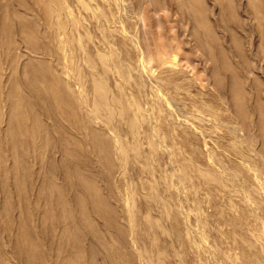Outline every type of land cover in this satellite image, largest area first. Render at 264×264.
Wrapping results in <instances>:
<instances>
[{
  "label": "rangeland",
  "instance_id": "1",
  "mask_svg": "<svg viewBox=\"0 0 264 264\" xmlns=\"http://www.w3.org/2000/svg\"><path fill=\"white\" fill-rule=\"evenodd\" d=\"M0 264H264V0H0Z\"/></svg>",
  "mask_w": 264,
  "mask_h": 264
},
{
  "label": "bare ground",
  "instance_id": "2",
  "mask_svg": "<svg viewBox=\"0 0 264 264\" xmlns=\"http://www.w3.org/2000/svg\"><path fill=\"white\" fill-rule=\"evenodd\" d=\"M68 84H70L69 86H72L70 82H68ZM67 94H68V97H70L71 99L75 98V95H74V93L72 91H68Z\"/></svg>",
  "mask_w": 264,
  "mask_h": 264
}]
</instances>
